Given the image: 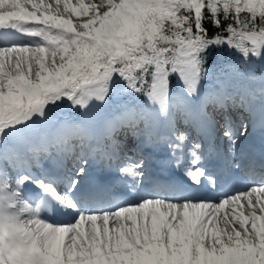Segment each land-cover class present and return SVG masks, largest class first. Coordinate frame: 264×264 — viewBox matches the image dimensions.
<instances>
[{"label":"snow or ice","instance_id":"obj_1","mask_svg":"<svg viewBox=\"0 0 264 264\" xmlns=\"http://www.w3.org/2000/svg\"><path fill=\"white\" fill-rule=\"evenodd\" d=\"M224 48L241 87L203 92ZM118 94L129 99L104 121L105 155L135 190L122 202L82 188L92 132L55 117L65 104L88 117ZM257 104L264 125V0H0V264H264V179L218 193L203 144L173 119L218 131L235 155ZM122 130L140 134L137 154ZM161 140L186 186L145 191L144 149Z\"/></svg>","mask_w":264,"mask_h":264},{"label":"bare ground","instance_id":"obj_2","mask_svg":"<svg viewBox=\"0 0 264 264\" xmlns=\"http://www.w3.org/2000/svg\"><path fill=\"white\" fill-rule=\"evenodd\" d=\"M73 2H75V0H73ZM85 2H87V0H85ZM226 81L225 82H220V83H218V82H216V83H212L208 88H207V91L208 90H212V89H214V87H216V85H220L221 83H223V85L228 89V91H234V90H237V89H239L240 87H241V81L237 78H226L225 79ZM206 91V92H207ZM111 107V106H110ZM98 111V110H97ZM97 111H95V112H97ZM99 111H100V109H99ZM212 111V110H211ZM258 114H259V105L257 104V112H256V114H255V117H254V119H255V127H256V123H257V116H258ZM233 117H234V120H235V123L237 124V125H239V123H240V121L241 120H247L248 119V114H247V112L246 111H244V110H241V109H237L236 111H234L233 112ZM84 117H81V119H83ZM177 122H178V124L181 126V127H183V128H190V130L192 131V134H193V136L194 137H196L197 139L198 138H200L201 137V135H200V133L198 132V130L197 129H195L192 125H189V121H190V119L188 118L187 120H184V121H182V120H176ZM210 130H212L213 131V133H214V138H215V141H217L218 140V142L219 141H221V140H223V138H222V136H221V134L218 132V131H214L212 128H210V127H208ZM162 129V130H161ZM160 129V132H161V135H163V133H164V129L163 128H161ZM118 134V135H117ZM108 136V135H107ZM106 136V137H107ZM114 136H117V140H119V141H121V144H122V146H123V148H124V151L125 152H127L128 154H130V155H135V154H137L138 153V150H137V148L139 147V145H134V143H135V140L137 139V137H139V139H140V134L139 133H129V132H127L126 130H122V131H118V132H116L115 133V135ZM135 137V138H134ZM135 139V140H134ZM80 143H81V141L80 140H75L74 141V145H75V150H76V152H77V150H78V152L77 153H79V151H80ZM163 140H161L160 141V143H158V144H156L155 146H153V147H151L150 148V150L151 151H154V149H157V150H159V148H161L163 145ZM86 145V144H85ZM133 146V147H132ZM132 147V149L133 150H130V148ZM223 149L225 150L226 149V142L225 141H223ZM230 162H232L233 160H235V155H228V158H227ZM73 165V166H72ZM66 167H67V169L69 170V173H71L72 171H74V169H75V167H76V163L75 162H73V161H67V163H66ZM233 164H231L230 163V168L231 169H233ZM253 168L254 169H259V166L258 165H254L253 166ZM242 170H243V168H242ZM262 172H263V175L256 181V182H259L261 179H264V170H262ZM157 177L158 178H161L162 176L161 175H158L157 174ZM248 184H250L249 182H246V183H244V184H242V185H238V186H241L240 188H243V187H246ZM92 188H95V187H86L85 189H92ZM110 189H112V188H109L108 190H109V192H110ZM166 189H168L167 187H164L163 186V189H160V188H158V186H156V187H154L152 190H150V191H156V190H158V191H165ZM111 194V193H110ZM113 198V200L115 201V202H117V199H116V197H112Z\"/></svg>","mask_w":264,"mask_h":264},{"label":"rangeland","instance_id":"obj_3","mask_svg":"<svg viewBox=\"0 0 264 264\" xmlns=\"http://www.w3.org/2000/svg\"><path fill=\"white\" fill-rule=\"evenodd\" d=\"M229 66H239L240 67V70L243 71V66L241 65H238L236 63H228L224 66H220L216 69H213V70H209V74H208V77L206 79V81L204 82L203 84V88H202V91L203 92H206L207 91V88L212 84V83H220V82H225L226 78H236L235 76H230L228 74V68ZM253 68L254 70L256 71L257 75L259 76L260 74V67L258 65H253ZM216 87H218V85H216ZM214 87V88H216ZM128 97L126 95H123V94H118V95H114L113 98H112V101L110 102V106L108 109H100V114L103 118H100V121H105L107 116L110 114L111 111L115 110L116 108H118L121 104L125 103L128 101ZM211 108L209 109V111L211 112ZM60 113H55V117L57 119H67V120H77V119H80L81 116L80 114L78 115H74V114H71V113H66V115H58ZM91 115H89L90 117ZM100 116V117H101ZM86 118V117H85ZM173 119L174 120H187L188 118L186 117V115L181 112V111H176L174 112L173 114ZM99 121V124H101V122ZM189 123V122H188ZM162 130V129H161Z\"/></svg>","mask_w":264,"mask_h":264},{"label":"trees","instance_id":"obj_4","mask_svg":"<svg viewBox=\"0 0 264 264\" xmlns=\"http://www.w3.org/2000/svg\"><path fill=\"white\" fill-rule=\"evenodd\" d=\"M230 63H236L240 65L239 58L232 52H230L227 48L224 49H217L214 50L211 53L210 59H209V70L216 69L220 66H224L226 64ZM56 112H75L73 109L68 107L67 104L63 105L60 109H58Z\"/></svg>","mask_w":264,"mask_h":264}]
</instances>
